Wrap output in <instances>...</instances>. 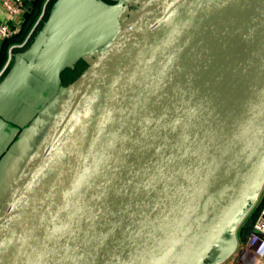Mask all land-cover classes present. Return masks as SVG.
Wrapping results in <instances>:
<instances>
[{"label": "water", "instance_id": "obj_1", "mask_svg": "<svg viewBox=\"0 0 264 264\" xmlns=\"http://www.w3.org/2000/svg\"><path fill=\"white\" fill-rule=\"evenodd\" d=\"M263 40L264 0H147L126 21L107 0H55L0 76V131L31 74L58 86L102 49L59 86L67 98L3 198L0 264H201L264 183V88L189 218L157 222Z\"/></svg>", "mask_w": 264, "mask_h": 264}, {"label": "crops", "instance_id": "obj_2", "mask_svg": "<svg viewBox=\"0 0 264 264\" xmlns=\"http://www.w3.org/2000/svg\"><path fill=\"white\" fill-rule=\"evenodd\" d=\"M35 1L36 0H25L26 11L23 16L19 20H9L10 24L16 28L15 34H17L22 28L26 17L25 14L26 12H29ZM54 1L55 0H43L40 9L38 10V14L36 15V18L24 39L22 41L13 42L9 45L12 46L13 44H22L12 47V52L4 63L6 64L8 61V65L6 66L3 74H5L11 67L16 54L19 51L24 50L29 44V41L33 35L45 25L48 17L49 7ZM107 1L111 6H113L114 11L122 12V19L124 21L136 14L142 5L147 2V0ZM0 17L5 19L7 18V15L0 11ZM15 38H17V36ZM1 42L2 41H0V46ZM101 49L102 48L96 49L94 55H88L84 60L76 61L72 67L65 68L60 73L58 86H53V84L50 83L45 84L48 79H46L40 73H35L34 75L31 74L30 77L27 78L24 86L14 96L13 102L9 104L7 113L4 116L5 122L7 124L18 122L20 121L18 120V117H21L20 119L23 123L20 124V126L25 127L35 123L33 131L38 134L36 135V139L31 141L27 138V142L30 145L33 144L34 146L35 141L40 139L39 133L42 132L40 135L41 137L67 98L65 94L60 92L59 86H64L68 92H70L75 84L87 72L92 63L96 60V56ZM16 109H19L20 113L15 114L14 112ZM7 124L3 130L0 131V167L1 162L3 161L2 156L9 152L8 150H4V147L2 146L5 143L4 140L9 138V132L7 130L8 128H6ZM23 137L26 138L24 134ZM32 138H35V135ZM261 191L262 192L260 193L263 195V198L261 202L255 206L257 211L252 212L251 214L248 213L257 202L260 194L254 199V202H252L251 205L247 207L245 212L237 219L234 225L226 231L227 233H224L221 236L215 247L211 250L212 252H210V256H208V258H206L201 264H247L240 256V247L244 245L249 232L253 229L259 209L264 203V184ZM6 193H4L2 186H0V205ZM232 256L233 258H231L232 260L229 262L228 258Z\"/></svg>", "mask_w": 264, "mask_h": 264}, {"label": "bare ground", "instance_id": "obj_3", "mask_svg": "<svg viewBox=\"0 0 264 264\" xmlns=\"http://www.w3.org/2000/svg\"><path fill=\"white\" fill-rule=\"evenodd\" d=\"M264 88V40L222 96L187 162L179 184L157 224L173 228L185 222L210 178L220 167L236 133Z\"/></svg>", "mask_w": 264, "mask_h": 264}, {"label": "rangeland", "instance_id": "obj_4", "mask_svg": "<svg viewBox=\"0 0 264 264\" xmlns=\"http://www.w3.org/2000/svg\"><path fill=\"white\" fill-rule=\"evenodd\" d=\"M11 52H12V49L10 48V46H8L6 60L9 57V55L11 54ZM14 113L15 114L20 113L19 109H16V111ZM20 118L21 117H18V120H20V121L14 122L11 124L8 123L6 126V128H8L7 130L9 132V134H8L9 138H7V140H4L5 143L2 146L4 147V150H8L9 152H7L6 154H4L2 156L3 161L1 162V167H0V186H2L4 193H6L7 190L9 189L13 180L15 179V177L17 176V174L21 170L22 165L24 164L25 160L27 159V157L29 156V154L31 153V151L33 149V144L30 145L27 142L28 139L32 141L33 139H36V135H38L33 131V128L35 127V123H32L31 125H27L25 127L20 126V124L23 123ZM41 133H39V138H40ZM23 134L26 138L23 137ZM34 135H35V138H32ZM38 140H36L35 143ZM263 184H262V186H263ZM261 188L262 187H260L258 192L254 193L252 195L254 197V196H258L260 194L261 197L259 196V198H258L257 202L254 204L253 208H251L249 210V212H248L249 214L257 211V209H255L256 208L255 206H257L263 198V195H261V193H260V192H262ZM253 209H254V211H253ZM233 225H234V222H233L232 226ZM225 233H227V232H225ZM208 256H210V255L207 254L205 256V258H203V261L206 258H208ZM231 258H233V256L228 258L229 262L232 260Z\"/></svg>", "mask_w": 264, "mask_h": 264}, {"label": "built area", "instance_id": "obj_5", "mask_svg": "<svg viewBox=\"0 0 264 264\" xmlns=\"http://www.w3.org/2000/svg\"><path fill=\"white\" fill-rule=\"evenodd\" d=\"M114 1V0H110ZM0 11L7 15V18L0 17V41L12 37L16 28L9 20H19L26 11L25 0H0ZM23 43V42H22ZM22 44H13L16 47ZM8 61L0 69V76L4 73ZM240 256L247 264H264V203L259 209L253 229L240 247Z\"/></svg>", "mask_w": 264, "mask_h": 264}, {"label": "trees", "instance_id": "obj_6", "mask_svg": "<svg viewBox=\"0 0 264 264\" xmlns=\"http://www.w3.org/2000/svg\"><path fill=\"white\" fill-rule=\"evenodd\" d=\"M42 1L43 0H36L34 2V5L32 6V8L28 12L29 14L25 17V21H24L22 28L20 29V31L17 34L13 35L12 37H10L8 39L2 40L1 46H0V68H2V66L4 65V63L6 61L8 46L13 42L22 41L24 39V37L26 36V34L29 32V30H30L35 18H36V15L38 14V10L40 9ZM16 36H17V38H15ZM210 252L208 254H210Z\"/></svg>", "mask_w": 264, "mask_h": 264}]
</instances>
